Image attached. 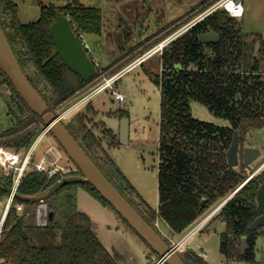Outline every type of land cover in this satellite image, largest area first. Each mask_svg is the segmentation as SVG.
<instances>
[{
  "label": "trees",
  "instance_id": "16d2710c",
  "mask_svg": "<svg viewBox=\"0 0 264 264\" xmlns=\"http://www.w3.org/2000/svg\"><path fill=\"white\" fill-rule=\"evenodd\" d=\"M59 11L68 15L72 28L81 37L103 32L104 16L100 6L80 0H66L62 5L41 4L40 16L23 22L18 17L14 0H0V21L22 69L56 113H59L56 106L65 109L71 101L86 94L83 90L91 86L102 71L94 60L97 73L86 80L70 68L59 53L52 55L56 46L49 29ZM121 24L123 38L130 39L133 26ZM203 31H216L219 40L201 41L199 34ZM86 50L93 57L89 49ZM161 59L169 70L163 76L144 66L146 74L161 91L160 204L157 208L141 195L111 156L108 148L120 144L119 133L103 117L94 118L98 111L92 105V99L71 119L63 120L64 124L102 172L158 232L154 224L156 219L165 220L172 230H181L209 203L237 189L210 218L219 216L226 223L221 234V251L228 261L248 259L264 264V254L261 258L256 256L258 238L264 237V224L249 228L260 214L257 192L264 181V166L245 181L247 174L237 167H230L227 159L235 130L240 135L241 129L251 125L264 126L262 34L244 30L241 19L218 8L165 46ZM112 68L111 64L105 67L107 71ZM7 86L11 88L9 91ZM0 95L7 103L12 121L10 126L0 130V145L16 149L29 147L44 128L43 121L1 67ZM193 99L202 102L215 115L228 119L229 123L217 124L196 117L191 108ZM125 115L130 116V111L121 106L107 116L120 118ZM98 124L102 126L100 133L94 128ZM105 138L107 146L103 141ZM75 173H81L79 168L69 174ZM0 177L8 185L12 184L11 175L0 173ZM60 177L30 170L18 190L26 195L39 194ZM79 186L115 210L88 181L68 182L46 199L49 219L45 225L37 223V201L23 200V211L13 205L0 241V252L9 264H120L100 240L90 214L78 207ZM7 194L0 183V197ZM151 250L159 259V254ZM181 256L187 264H210L191 248L184 249Z\"/></svg>",
  "mask_w": 264,
  "mask_h": 264
},
{
  "label": "rangeland",
  "instance_id": "374dc122",
  "mask_svg": "<svg viewBox=\"0 0 264 264\" xmlns=\"http://www.w3.org/2000/svg\"><path fill=\"white\" fill-rule=\"evenodd\" d=\"M17 3L18 17L23 22L36 20L40 16L41 4L53 3L62 5L66 0H14ZM88 5L100 6L104 16V29L101 34H84L83 39L89 44V51L94 60L102 67L100 74L93 80L91 86L83 90L87 92L79 99L71 101L70 107L81 98H84L94 86L104 82L107 78L130 68L115 79L113 86L126 95L124 101L115 99L112 87L104 88L95 92L91 97L84 100L79 106L65 114V122L71 119L75 113L82 110L92 99V105L98 113L94 116L96 120L107 116L108 113L117 112L119 107H127L130 111V140L126 144H119L109 148L111 156L122 168L131 183L141 193V195L154 207L160 204L159 184H158V141L160 124V87L146 74L144 66L160 76L165 75L169 70L163 65L160 51L155 52L149 58L143 60L144 64H134L140 56L145 55L150 48L140 50L136 46L140 45L141 39L145 37L139 35L137 30L132 31L130 39L123 38V25L133 26L134 22L142 16L150 13L147 24L151 26L160 24L157 19L164 10L165 19L169 16V0H80ZM178 2L174 8L180 12L183 6L186 9H195V14L199 15L217 0H173ZM135 5L139 6L140 12L136 17ZM243 14L241 19L243 29L251 32H258L264 38V0H242ZM120 17V18H119ZM164 19V18H163ZM164 19V20H165ZM204 19V18H203ZM105 31V32H104ZM123 47V49H121ZM133 50L131 52V50ZM157 48V46L155 47ZM207 50H210L207 48ZM129 51V52H127ZM150 51V50H149ZM127 55V56H126ZM126 56V57H123ZM120 59V60H119ZM132 62V63H131ZM111 70L105 69L110 65ZM193 66V64L191 65ZM8 91L11 89L7 86ZM82 95V94H81ZM67 106L66 108H68ZM65 108V109H66ZM193 114L204 120L213 121L217 124H228L229 120L214 114L206 105L199 100L191 101ZM57 112H63L62 107L56 106ZM116 117V116H115ZM118 118V117H116ZM11 116L8 114L7 103L0 95V130L11 125ZM91 126H94L90 123ZM101 124L94 127L97 133H100ZM43 130V128H42ZM41 130V131H42ZM117 130V129H116ZM39 131V133L41 132ZM118 132V130H117ZM38 133V134H39ZM37 134V135H38ZM107 146L106 138L103 140ZM59 143L56 137L48 131L41 138L36 153L40 157L45 148L51 143ZM259 146L261 154L258 158L246 166L243 161L244 149L246 146ZM22 149V148H20ZM264 163V126L251 125L247 129L240 130L239 137V163L237 168L247 174L248 180L253 176V172L259 173ZM233 192V191H232ZM231 192V193H232ZM229 195V194H228ZM227 195V196H228ZM226 196V197H227ZM226 197L211 202L205 206L203 212L181 230H172L170 225L163 219H156L155 226L163 237H166L173 243V238L182 239L205 215L215 206L223 202ZM5 197H3V201ZM78 207L90 214L95 222V231L103 244L110 250L120 264H156L158 256L153 253L150 245L135 231V229L112 207L105 205L101 200L93 196L84 187L79 186L77 192ZM2 207V205H1ZM226 228L225 221L215 216L209 219L205 225L193 233L183 247L191 248L203 257L210 264H257L248 259L227 260L221 251V234ZM185 248V249H186ZM184 251V250H183ZM178 251L180 254L183 252ZM264 252V237L260 236L257 241L256 256L261 258Z\"/></svg>",
  "mask_w": 264,
  "mask_h": 264
},
{
  "label": "water",
  "instance_id": "95a60500",
  "mask_svg": "<svg viewBox=\"0 0 264 264\" xmlns=\"http://www.w3.org/2000/svg\"><path fill=\"white\" fill-rule=\"evenodd\" d=\"M50 33L55 42V50L64 62L77 71L82 78L90 79L97 73L96 62L86 50L82 37L72 28L71 20L64 12L59 11L56 19L50 25ZM203 42H216L219 34L216 31H203L199 34ZM51 55V56H52ZM0 67L13 82L30 107L40 116L45 129H48L62 145L70 158L77 164L81 173L67 174L58 178L44 192L35 195H26L17 192L21 200L39 201L47 199L62 185L74 181L90 182L100 194L118 211V213L135 229V231L159 254L156 264H187L173 243L166 239L141 215L135 206L120 192V190L102 172L91 156L82 147L75 136L69 131L60 114L56 113L31 83L14 52V49L2 27L0 21ZM103 120L111 127L118 130L120 144L130 140V117L125 115L120 118L103 116ZM239 131L235 130L231 145L227 150V159L230 167L239 163ZM259 146L249 145L244 150V163L249 166L259 157ZM264 163L257 169V171ZM254 174V172H253ZM252 174V175H253ZM245 182V181H244ZM243 182V183H244ZM1 185L10 191L11 187L0 177ZM242 183V184H243ZM241 184V185H242ZM235 189L234 191H236ZM230 193L227 200L233 193ZM206 199H203L205 202ZM257 207L260 214L250 223L249 228L255 229L264 224V181L258 188ZM51 215V213H50ZM245 242V237L243 238Z\"/></svg>",
  "mask_w": 264,
  "mask_h": 264
},
{
  "label": "built area",
  "instance_id": "2783aa9c",
  "mask_svg": "<svg viewBox=\"0 0 264 264\" xmlns=\"http://www.w3.org/2000/svg\"><path fill=\"white\" fill-rule=\"evenodd\" d=\"M218 8L225 9L230 15L235 17H241L243 14V5L242 0H217L215 3L211 4L208 8L203 10L199 15H197L193 22L196 23L201 19L205 18L207 15L212 13ZM83 39V37H82ZM84 40V39H83ZM86 48L89 49V44L84 40ZM165 43L161 41L156 49L163 50ZM147 55L140 56L134 64H138L143 61ZM116 75H113L107 78L104 82L96 85L84 98L78 100L71 107L64 109L63 112H59L60 118L63 119L65 114L70 110L79 106L84 100L91 97L95 92L100 91L107 87H112V92L118 101H124L126 95L122 91H118L114 86L113 82L115 81ZM49 130L43 128V130L36 136L31 145L27 148L16 149L4 145H0V173L5 175H11L12 184L10 185L11 190L8 191V194L3 197H0V241L4 231V226L7 220V216L11 207L14 205L19 211L24 210V201L17 197L18 188L24 178L30 170L42 171L48 174L49 176L57 175H67L70 172L77 170L79 167L77 164L70 158L68 153L62 147L60 143H51L45 148L40 157L37 156L36 149L45 133ZM221 202L217 206L213 207L203 219H201L191 230L180 240L173 242L177 251H183L186 247H183V244L187 239L195 232L200 230L205 223L212 217V215L222 206L225 202ZM2 205V207H1ZM35 215L37 223L40 225H45L49 219V208L46 199H41L37 201L35 207ZM205 255V253H203ZM0 264H9L8 259L1 254L0 252Z\"/></svg>",
  "mask_w": 264,
  "mask_h": 264
},
{
  "label": "crops",
  "instance_id": "0c3cea01",
  "mask_svg": "<svg viewBox=\"0 0 264 264\" xmlns=\"http://www.w3.org/2000/svg\"><path fill=\"white\" fill-rule=\"evenodd\" d=\"M178 2L181 5L183 4L180 1H178ZM178 2H175V1L173 2V0H169V8H168L169 16L167 19H165V16H166L165 13L166 12L163 10L162 14L157 17V19L159 21H161L160 24L157 23L156 25H153V26H151V24H147V22L150 18L151 12H148V13H146V15H144V11H142L143 13H142V16L139 17V20L138 21L136 20L134 22L133 29L137 30L139 35H143L142 34L143 31L146 32V34H145V37L143 39H141V41H143V42H141V44L136 46L133 50H136L137 47L142 48L144 45H146L152 41L157 40L154 44H152L148 47V48H150L149 49L150 51L148 50V52L146 53L147 57L145 59L149 58L151 55H153L157 51H160V53L162 54L163 50L161 51L160 49L155 48L156 46H158V44L161 41H164V43H165V45L163 47V49H164L165 46H167L173 39L177 38L178 36H180L181 34L186 32L192 25L195 24L193 22V19L197 16V14H195V9H193V8L186 9L183 6L182 10L180 12H178L177 10H174V8L178 6ZM138 7L139 6H137V5H135V7H133V9H135V11H136V17L138 16V14L140 12V8H138ZM119 25H122L121 22ZM121 49H123V47ZM133 50H131V52ZM126 56H123V57H126ZM140 63L142 64L143 61H141ZM130 68H132V67H129L128 69L126 68L122 72H117L116 77H115L116 80L118 81L119 76L121 74H123L124 72L128 71ZM108 150H109V148H108ZM93 224H94V229H95L94 220H93ZM178 240L173 238V242L178 241ZM205 255H206V253H205Z\"/></svg>",
  "mask_w": 264,
  "mask_h": 264
},
{
  "label": "flooded vegetation",
  "instance_id": "af4514ba",
  "mask_svg": "<svg viewBox=\"0 0 264 264\" xmlns=\"http://www.w3.org/2000/svg\"><path fill=\"white\" fill-rule=\"evenodd\" d=\"M119 18H120V17H119ZM246 147H247V146H246ZM246 147H245V148H246ZM244 150H245V149H244ZM243 157H244V155H243ZM243 161H244V159H243ZM246 166H247V165H246ZM263 166H264V165H263ZM263 166H262V167H263ZM262 167H261V168H262Z\"/></svg>",
  "mask_w": 264,
  "mask_h": 264
}]
</instances>
